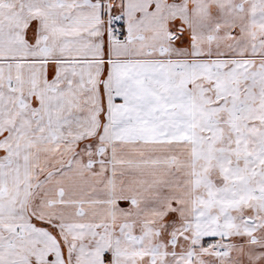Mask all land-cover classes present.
Masks as SVG:
<instances>
[{"label":"snow or ice","instance_id":"obj_1","mask_svg":"<svg viewBox=\"0 0 264 264\" xmlns=\"http://www.w3.org/2000/svg\"><path fill=\"white\" fill-rule=\"evenodd\" d=\"M0 264H264V0H0Z\"/></svg>","mask_w":264,"mask_h":264}]
</instances>
